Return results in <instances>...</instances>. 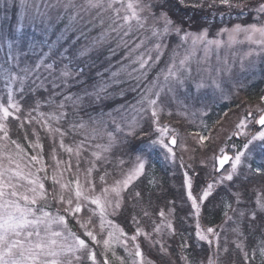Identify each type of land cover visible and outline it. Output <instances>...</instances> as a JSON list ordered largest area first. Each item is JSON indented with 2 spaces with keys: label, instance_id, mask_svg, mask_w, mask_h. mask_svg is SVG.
Segmentation results:
<instances>
[{
  "label": "snow or ice",
  "instance_id": "6c2138e0",
  "mask_svg": "<svg viewBox=\"0 0 264 264\" xmlns=\"http://www.w3.org/2000/svg\"><path fill=\"white\" fill-rule=\"evenodd\" d=\"M170 0H164L159 4V13L151 12L153 24L150 27L151 36L141 39L139 36H133L134 32H140L145 29L148 17L143 16L144 7L141 6L140 0H83L82 4H78L76 0H55L51 3L50 0H20L19 7L22 9L19 14L20 19L14 28H10L8 33L0 32V42L6 45L7 53L3 62L0 63V81H3L7 103L0 100V264H82V254L87 253L89 260L96 264V253L90 251L89 241L93 244H98L97 234L90 228L92 218L99 216V227L101 232L105 230L106 224L113 228L114 231L108 232V237L104 239L105 248H111L113 243H122L125 251H128V240L136 241L137 236L141 234L139 227L136 233L130 238L124 233L123 229H119V236L115 234V229L118 226L114 225L107 217L115 214H122L126 210V197L124 193L130 191L131 187H135L134 181L144 172L147 159L157 148L161 150L165 159H175L173 145L177 143L176 136L170 132L166 126H160L158 120L157 104L160 93L155 92L156 99H151L155 88L159 86L160 76L163 75L164 83H183L182 73L190 71L189 65L193 59L196 49L203 47L204 57L200 63L207 62L208 56L215 48L217 53L218 67L216 73L231 72V66L228 63L227 55L221 60L219 52L221 48L232 49L237 44L247 42L250 46L249 51L240 57L241 68L245 66V60L253 55H264V23H260L261 17H264V0H254L255 6L249 8L245 4H233L232 0H219V4L226 6L231 15L232 9H238V15H243L247 10L249 13H256V21L251 24H234L231 28H221L217 33V37L226 35L227 40L223 39H208V30L203 28L199 33H193L187 29L191 28L195 22L194 16H187L186 11L192 8L196 9L203 7V0L200 3L188 0H174L178 11H184L185 15L173 19ZM215 2V0H214ZM253 0H250V3ZM43 4V7H41ZM117 5H119L117 7ZM63 7L65 12L73 9L72 15L69 16L70 21H75L80 12L91 13L96 12V17L101 18L100 24L103 27L105 20L102 17L107 16L109 21L108 27L101 31L98 37H94L91 43L76 49L74 55H68L79 42L78 36L75 41L69 44L68 39L64 43L69 44L68 47H58L59 41L64 37L62 31L56 41L49 43L47 33L52 30V17L49 14V9ZM153 5H148L151 9ZM110 13V15H109ZM224 13H221L223 17ZM27 19L31 25V32L27 31L24 25V19ZM57 20L61 19L58 15ZM43 25V27H41ZM187 26V28H186ZM96 25L93 23V29ZM92 29H89L91 31ZM112 33L116 36L115 47H109L110 37ZM171 33H175L183 42L191 40V46L185 51L182 58L176 61L177 53H173L172 63L167 66L166 71L161 70L157 74L151 85L144 89L142 93L141 105L145 102L151 108L152 125L155 130L146 132L143 126H139V121L134 116L131 121L127 122V131L121 128L120 124L113 118L117 131L123 132L125 137V145L129 152L135 153L136 164L129 169L127 173H122L119 178L108 184L107 177L109 173L105 171L100 175V183H97L94 173L98 171V164L101 160V153L93 151L91 164L84 173L83 181L80 178V164L82 154L86 150L88 137L80 140L75 146L66 145L64 137L67 135V130L61 127H53L52 122L57 124L66 118L67 113L60 111L59 114L39 113L42 119V127L52 134L55 143V137H60L59 148L67 153L69 159L63 161L59 158L57 150L53 148L51 159L55 162L51 166V176H49V165L42 164L44 159L43 145L37 142L28 144V147L40 149L36 155L27 156L25 147L18 141L12 140L7 123L10 120H20L18 115L21 111V104L16 100V95L25 91L26 83L29 80L33 81L36 87L48 91V85L51 86V96L49 103H54L57 97H62L60 103L56 105L59 109H64L67 104H71L73 108H79L85 98H89L92 103H102L109 90L113 87H118L123 81L120 79L122 74H127L130 78L134 73H139L136 79H146L149 72L153 70V65L158 64L161 56L164 54V40ZM181 33L183 35H181ZM81 36L87 38L85 32L80 33ZM133 37L129 39V37ZM240 37H243L241 39ZM70 39V38H69ZM139 39V43L137 40ZM146 39H153L156 42L148 53H136L143 47ZM47 47L48 51H43ZM107 48V61L115 60L117 55H120V50L123 49L121 59L116 63H110L105 73H97V76H105L106 79L92 85V91L82 89L81 93L71 91L74 87H79L85 83L86 67L81 64H74V61L89 55L92 51L97 52V58L103 55L104 49ZM155 51V58L151 53ZM42 53V54H40ZM39 54V59L35 65L25 63L21 67V62L27 61L28 57ZM129 61L125 64L124 61ZM50 61V62H49ZM64 61H67L64 63ZM60 65L57 67V65ZM139 65L138 68H133L132 72H127V69L132 65ZM43 68L47 72V76L39 74ZM116 70L113 71L112 69ZM205 71L212 73L211 65ZM35 77V79H33ZM39 80V84L36 81ZM213 83L217 81L213 79ZM19 85V88L14 87ZM218 86V84H217ZM120 95H124L121 90ZM264 100V97H261ZM39 107V104H37ZM135 110V109H133ZM140 111L146 112L147 109L141 107ZM111 116V113L108 114ZM253 117L252 113L246 114L235 125L236 131L229 139L235 136L245 135L246 140L241 144H234L231 149L220 148V154L214 156L213 160L218 167L214 166V171L218 174L217 178L208 183L203 189L202 194L197 198L192 195L191 181L188 178L187 171L185 172V185L188 187V198L192 202V207L199 212L200 204L205 201L211 194L214 185L224 184L225 181H232L237 175L246 161H255L257 156H261V162L255 169V172L264 175V130L258 131L248 137L247 133L241 132L247 125V122ZM90 120L95 123H103L96 121L94 117ZM40 122V121H37ZM27 123H33V117L29 113ZM255 123L264 129V114L259 115ZM20 127H25L22 121ZM88 127V122L81 120L79 124H70L69 128L72 131H78ZM95 132V129H93ZM140 133L139 142H129L128 137L132 141H136V134ZM33 135L36 132L33 131ZM155 136V139L152 137ZM25 139H28L27 134ZM109 144L102 146L104 151H110L112 148L113 134L108 133ZM200 141L203 142L208 137L201 135ZM147 140L145 144L144 141ZM5 141L7 143H5ZM15 146V156L8 151L10 146ZM101 147V146H97ZM232 151L234 154L229 155ZM27 156V163L24 167L18 162ZM75 156V169L72 164V157ZM4 160H7L5 165ZM107 162V161H105ZM36 165H41L36 167ZM230 165V168L227 166ZM183 166V163L181 164ZM34 169V170H33ZM249 171H252L251 164H248ZM226 170V174L219 173ZM50 184V189L48 185ZM239 197V193L235 194ZM135 198L141 196L140 192L134 194ZM199 201V202H198ZM239 202V200H237ZM53 205L55 210L53 211ZM231 209V205L227 206ZM257 210L264 212V199L257 197L256 208L251 210L252 219L256 218ZM89 213L88 220H83V214ZM243 214V213H242ZM159 215L163 218L164 212ZM227 215V213H226ZM75 221L79 225V229L73 231L69 224ZM133 223H137L133 217ZM54 226L60 230H54ZM162 227H166L171 231H175L174 225L171 222L156 225L154 231L160 233ZM83 230L82 232L80 230ZM207 233L217 235L213 228H208ZM146 236L149 234L145 233ZM196 236L203 241L208 239L197 225ZM123 237V240H121ZM163 248V245H161ZM187 247V244L183 245ZM239 247V245H238ZM257 250L254 249L252 256L245 252L246 264H252ZM261 257V264H264V244L258 249ZM129 255H132L129 253ZM135 258H141L142 252L140 246H135ZM186 264H190L187 257H183ZM103 264H110L105 257ZM123 264V261H122ZM133 264H137V260L133 259ZM208 264H214L212 258H209Z\"/></svg>",
  "mask_w": 264,
  "mask_h": 264
},
{
  "label": "rangeland",
  "instance_id": "374dc122",
  "mask_svg": "<svg viewBox=\"0 0 264 264\" xmlns=\"http://www.w3.org/2000/svg\"><path fill=\"white\" fill-rule=\"evenodd\" d=\"M51 3H55V0H50ZM78 4H82L83 0H76ZM189 3L196 2L200 3L201 0H188ZM233 4H245L249 8L254 7L255 3H250V0H232ZM140 4L144 7L143 16L148 17L147 24L145 29L140 32H134L133 36H139L141 39L150 37V27L153 24V18L150 15L151 12L159 13L160 10L155 11L153 7L148 8V5H152V0H140ZM20 0H0V32L8 33L10 28H14L19 19V14L22 9L19 7ZM119 5H117L118 7ZM43 7V4H41ZM212 7V14L214 17L210 18H200L195 20L193 26L187 30L193 33H199L203 28L208 30V39H223L227 40V36L223 35L217 37V33L221 28H231L234 24H251L257 22L255 17L256 13H249L247 10L243 15H238V9H232L231 15H229V9L226 6L220 5L219 0H203V7L201 8L203 14L209 13L208 8ZM73 9H69L67 12L63 7L51 8L49 9V14L52 17V30L47 33L49 43L56 41L58 35L63 31L64 37L59 41L58 47H68L72 41H75L79 36V42L75 45V48L72 49L68 55H74L76 49H79L83 46H86L91 43L92 38L98 37L101 31L105 30L108 27L109 21L107 16L102 17L105 20L103 27L100 24L101 18L96 17V12L93 11L90 14L85 12H80V15L77 16V19L73 22L69 20V16L72 15ZM216 13V14H214ZM221 13H224L223 17ZM210 14V15H212ZM60 16L61 19L57 20L56 17ZM110 15V13H109ZM260 23H264V17H261L259 20ZM93 23L96 27L93 29ZM24 25L27 31L31 32L30 22L25 18ZM43 27V25H41ZM187 28V26H186ZM89 29H92L89 31ZM85 32L87 38L81 36L80 33ZM181 35H183L181 33ZM70 38V39H69ZM133 37H129L132 39ZM243 39V37H240ZM65 39H68L69 44H65ZM116 36L115 33H112L110 37L109 47H115L116 45ZM156 41L153 39H146L143 47L136 53L140 55L141 53H148V50L152 48L153 44ZM139 43V39L137 40ZM164 50L161 60L158 64L153 65V70L149 72L146 79L137 80L136 77L139 73H134L130 78L126 73L122 74L120 79L123 81L118 87H113L109 90V93L103 99V102L106 101L110 105H106V108L103 107V102L96 104L92 103L89 98H85L83 104L79 108H73L69 103L64 109H59L56 107L60 103L62 97H57L54 103H49V98L51 96V86L48 85V91H44L41 88L36 87L33 84L32 80L27 81L30 89L39 90L38 95L35 94L36 99L34 101V106L29 108L23 116H20V120H16L20 126L21 122L25 123L26 129L30 135L27 139V143L31 141L32 143L37 142L39 138L40 131L42 134L47 135L50 140L51 149L49 158L44 157L42 164L49 165V176H51V166L55 163L51 159L53 148L57 150L59 158L63 161H67L69 156L67 153L63 152L59 148L60 137L57 135L55 137V143L53 141V136L50 134L46 128L42 127V119L39 116V113L59 114L60 111L67 113L65 119L61 120L59 124L55 121L52 122L53 127H61L64 130H67V135L64 137V143L66 145L75 146L80 140L88 137L86 143V150L82 154V160L80 164V178L83 181L84 173L87 168L91 166L89 161H92L91 153L93 151H98L101 153V160L98 164V170L101 171L95 180L97 183H100V175L105 171L109 173L107 177L108 184H111L114 179L119 178L122 173H127L129 169L133 168L136 164L135 153L128 151L125 145V137L123 132H119L116 129L115 124H113V118L120 124L121 128H124L127 131V122L131 121L135 116L139 121V126H143L146 132H152L155 130V126L152 125V116L151 108L145 102L141 105L140 101L142 99V93L144 89L149 87L153 80L156 79L157 74L161 70L167 69V66L172 63L173 53H177L176 61L182 58L185 54V51L188 50L191 46V40L183 42L179 36L175 33H171L164 40ZM255 48L254 45L250 46L247 42L243 44H237L232 49L221 48L219 55L221 60L227 55L228 63L231 66V72L216 73L215 69L218 67L217 62V53L215 48L211 51L208 56L207 62L200 63L204 57L203 47L200 46L196 49L193 59L188 66L190 71L182 73L183 83H171L165 84L163 75L160 76L159 86L154 89L153 94L150 96L151 99H156L155 92H159L157 112L158 120L160 126H166L171 133H173L177 138V143L173 145V151L175 154V159H165L163 153L159 148L151 153L147 159V164L143 173L149 172L151 181H158V177H155V169L157 167L154 162L163 164L164 166L171 168V173L178 172L182 174V187L184 191V196L186 198V203L190 208L189 215L192 218L193 224V235L194 238L200 242H204L208 248L207 255L205 258L195 259L189 255L187 252V247L183 245L188 244V241L185 240L182 244V253L180 255V264H186L183 257H187L190 264H208L209 258H212L214 264H246L245 261V252L249 256H252L253 250L256 249L257 253L253 261L257 258L261 260L259 256L258 249L264 244V212L257 210L256 218L252 219L251 210L256 208L257 197L264 199V181L262 183H256L249 181V193L244 191L240 187L229 188L232 192L233 202L230 204V200L227 195L223 196L222 203L225 206L223 219L216 225L206 224L202 221V203L200 204L199 212L192 207V202L188 198V187L185 185V172L188 173V178L191 181V192L195 197H199L202 194L203 189L207 186L208 183L212 182L217 178V173L214 171V166L217 164L214 163L213 157L220 154V148L231 149L234 144H241L245 142V135L235 136L232 139L229 137L236 131L235 125L239 120L248 113H252L253 117L247 122V125L241 132L247 133L250 138L251 135L255 134L258 131L264 130L261 126H257L255 120L264 112V100H261V97H264V84L262 85L261 91L258 92L255 96L252 95V90L249 88L254 86V84L261 78L264 77V55H253L245 60V66L241 68L240 57L243 56L246 52L249 51V48ZM43 51H48L47 47L43 48ZM7 47L5 44L0 42V63L3 62L6 57ZM42 54V53H40ZM123 54V49L120 50V55L115 57V60L107 61L106 57L108 55L107 48L104 49L103 55H100L97 58V52L92 51L89 55L74 61V64H81L86 67V75L84 77L85 83L79 87H74L71 89L74 93H81L82 89H87L92 91V85L97 84L99 81L106 79L105 76H97V73H105V70L108 68L109 64L116 63L121 59ZM153 58L157 55L155 51L151 53ZM39 59V54L36 56H29L27 61L21 62V67H24L25 63L35 65V62ZM50 62V61H49ZM67 61H64L66 63ZM125 64H128L129 61L125 60ZM211 65L213 71L211 74L205 71ZM60 65L58 64L57 67ZM139 65H132L127 69V72H132L133 68H138ZM113 71L116 69L113 68ZM39 74L41 76H47V72L41 68ZM35 79V77H33ZM213 79L217 81V84L213 83ZM26 83V85H28ZM36 84H39V80L36 81ZM14 87L19 88V85ZM121 90L124 91V95L121 96ZM33 92V91H32ZM42 92V93H41ZM16 100L19 102L18 95H16ZM0 100L5 104L7 103V95L3 81H0ZM226 103L230 105V108L227 110L225 116L221 117V120L210 123L206 121V115L210 113L215 106ZM39 104V107H37ZM141 107L147 109L146 112L140 111ZM135 109V110H133ZM31 113L33 117V123H27V117ZM111 113V116L108 114ZM19 115V114H18ZM94 117L96 121H103V123H95L90 120ZM23 118V119H22ZM81 120L88 122V127L78 131H72L69 128L70 124H79ZM40 121V122H37ZM8 127V123H7ZM147 127V128H146ZM22 129V127H20ZM95 129V132H93ZM33 131L36 132V135H33ZM108 133L113 134L112 148L110 151H104L102 146L109 144ZM139 133V132H137ZM26 134V133H25ZM2 135V133H0ZM28 135V134H27ZM203 135L208 137L205 141L201 142L199 137ZM155 139V136L152 137ZM128 141L132 139L131 137L127 138ZM5 143H7L5 141ZM39 143L42 144L40 138ZM147 143V140L144 141ZM207 144V146H205ZM22 145V144H21ZM101 147H97V146ZM23 146V145H22ZM8 151L15 156V146H10ZM40 149L33 150L32 148H25L27 156L36 155ZM231 155L234 153L229 151ZM27 156L23 159H20L18 162L22 167L27 163ZM262 157H256L255 161H246L245 164L238 169L237 175L241 174L242 177L246 176L249 173L248 164H251V168L256 169L260 163ZM107 161V162H105ZM5 165H7V160H4ZM76 158L72 157V164L75 169ZM183 163V166L181 164ZM203 165L208 169V175L206 177L205 183L202 185L198 192L192 190V170L196 165ZM41 165H36L40 167ZM149 166V168H147ZM230 168V165L227 166ZM34 170V169H33ZM96 173V172H95ZM94 173V174H95ZM142 173V174H143ZM141 174V175H142ZM220 175L226 174V170L219 173ZM234 176L235 177H237ZM139 178V177H138ZM233 178V180H234ZM232 180V181H233ZM232 181H225L224 184L228 187ZM220 184L214 185L213 189ZM50 189V186H48ZM246 189V188H245ZM213 191V190H212ZM239 193V197L235 194ZM135 196L133 195L132 198ZM139 200V199H138ZM239 200V202H237ZM140 200L138 201L139 204ZM199 202V201H198ZM231 205V209L227 206ZM136 206V204L134 203ZM55 210V205H53V211ZM163 211L164 217L162 218L159 213ZM143 212V216L141 213ZM227 213V215H226ZM243 213V214H242ZM150 211L148 210H133L131 219L133 223V217H135L137 223H133V230L127 232L124 227L117 223L113 218L114 215H109L108 220H111L114 225L118 226L115 229V234L119 236V229H123L124 233L130 238L136 233L137 227L140 228L141 234L137 236L136 241L128 240V251H125V248L122 243H113L111 248H105L103 241L108 237L109 231H114L113 228L109 227L107 224L105 230L101 232L99 227L100 221L99 216L92 218V223L90 228L94 230L97 234L99 243L93 244L89 241L90 251L96 253V264H103L105 257L109 260L110 264H133V259L137 260V264H156L153 258H151L147 253L146 249L141 242V239L148 241L149 246L158 245L161 251L166 252L165 246L167 244V239L165 237L173 234V231L162 227L160 233L154 231L156 225L161 224L163 219L164 223L171 222L173 224V210L168 208L166 210L162 209L157 213V216L149 215ZM89 213L85 212L82 219L88 220ZM143 217L148 221L143 220ZM75 223V221H74ZM149 223V225L147 224ZM77 229L79 225L75 223ZM197 225L205 235L208 236L206 240H199L196 236ZM208 228H213L214 232L217 235H212L207 233ZM247 228L252 231L255 236V241L252 247H248V241L244 237V229ZM76 229V230H77ZM54 230H60L59 227L54 226ZM83 231L82 229L80 230ZM145 233L149 234L146 236ZM123 240V237H121ZM140 246L142 257L135 258V246ZM163 245V248L161 247ZM239 245V247H238ZM131 253L132 255H129ZM175 259H172L171 264H177ZM82 264H93L91 260L88 259L87 253L82 254ZM254 264V263H252Z\"/></svg>",
  "mask_w": 264,
  "mask_h": 264
},
{
  "label": "trees",
  "instance_id": "16d2710c",
  "mask_svg": "<svg viewBox=\"0 0 264 264\" xmlns=\"http://www.w3.org/2000/svg\"><path fill=\"white\" fill-rule=\"evenodd\" d=\"M164 0H152L153 9L155 11L160 10L158 5L163 3ZM169 6L171 8V14L173 19H177L181 15H185L184 11H178L177 7L174 3V0H170ZM210 14H212L213 8H208ZM204 10L201 8L196 9L195 11L192 8L187 9L186 15L187 16H194L195 20L199 19L198 17L202 18H210L214 17V15H210L209 13L203 14ZM216 14V13H214ZM25 87V91L23 93L17 94L19 102L23 108V111H26L29 108L34 106V101L36 99V95H38V91L41 89L32 90L29 87L30 83H27ZM264 84V77H261L254 86L250 87L249 89L252 90V95L255 96L261 91L262 85ZM33 91V92H32ZM42 93V92H41ZM106 105H110L106 101L103 102V107L106 108ZM230 108V105L223 103L218 106H215L213 110L206 115V121L210 122L211 124L215 121L221 120L222 116H225L228 112L227 110ZM19 116H24V113H19ZM22 118V119H23ZM147 128V127H146ZM28 129V128H27ZM26 129L27 136H31L30 132L28 133ZM8 130L12 140L18 141L22 144L25 148L30 150L28 147L27 139H25V128H20L18 122L16 120H10L8 122ZM39 134V138L42 142L43 147V154L44 157L49 158L50 149H51V142L48 139L47 135L41 133ZM140 141V133L136 134V141L130 140V142H139ZM207 146V144L205 145ZM260 158V156H257ZM261 162V161H260ZM157 165L155 169V177H158V181H151L149 172L143 173L139 178H137L133 183L135 187H131L130 191H126L124 193L126 197V210L122 214H115L113 218L119 224H121L127 232H131L134 228L131 219H129L132 215L133 210H148L150 211L149 215L157 216V213L164 209H172L173 210V225L175 231L170 236L165 237L167 239V244L165 246L166 252L161 251L158 245L149 246L148 241L142 240L144 248L146 249V253L154 259L156 264H171L172 259H175L177 264H180V255L182 253V244L185 240L188 241L187 244V252L189 255L195 259L205 258L207 255L208 248L206 247L204 242L198 243V241L194 238L193 235V224L192 218L189 215L190 208L186 203V198L184 196V191L182 187V174L175 172L171 173V168L164 166L158 161L154 162ZM149 168V166H147ZM101 171H97L94 176L97 175ZM208 169H206L203 165H196V167L192 170L193 182H192V190L194 192H198L202 185L205 183V179L208 175ZM256 182L262 183L264 181V175H260L255 172V169L249 171L246 176L242 177L241 174L237 175L231 184L227 186L219 185L216 186L209 197L205 199L202 203V221L206 224H214L219 223L221 219H223L224 209L225 206L222 203V199L224 195H227L230 204L232 205L233 196L232 192L229 191L232 188H236L237 186L242 188L246 193H249L250 184L248 182ZM50 186V184L48 185ZM246 188V189H245ZM140 192L141 196L139 198H132V196L136 193ZM140 200L139 204L138 201ZM136 204V206L134 205ZM229 204V205H230ZM141 216H143V212ZM143 220L148 221L146 218L143 217ZM149 225V223H147ZM69 227L76 231L77 226L75 225L74 221L69 224ZM244 230V237L248 241V247H252L255 241V236L253 235L252 231L247 228H243ZM174 262V263H175ZM254 264H261V260L257 258L255 261L252 260Z\"/></svg>",
  "mask_w": 264,
  "mask_h": 264
},
{
  "label": "water",
  "instance_id": "95a60500",
  "mask_svg": "<svg viewBox=\"0 0 264 264\" xmlns=\"http://www.w3.org/2000/svg\"><path fill=\"white\" fill-rule=\"evenodd\" d=\"M262 114H264V112H263ZM258 118H259V117H258ZM258 118H257V119H258ZM228 154H229V155H231L230 153H228ZM218 166H219V165L217 164V166H216V167H218Z\"/></svg>",
  "mask_w": 264,
  "mask_h": 264
}]
</instances>
